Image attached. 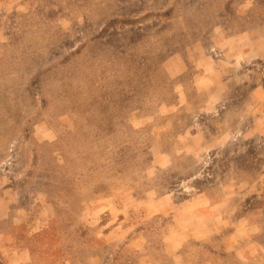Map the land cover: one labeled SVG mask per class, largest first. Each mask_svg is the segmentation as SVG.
<instances>
[{
	"label": "rangeland",
	"instance_id": "obj_1",
	"mask_svg": "<svg viewBox=\"0 0 264 264\" xmlns=\"http://www.w3.org/2000/svg\"><path fill=\"white\" fill-rule=\"evenodd\" d=\"M0 264H264V0H0Z\"/></svg>",
	"mask_w": 264,
	"mask_h": 264
}]
</instances>
